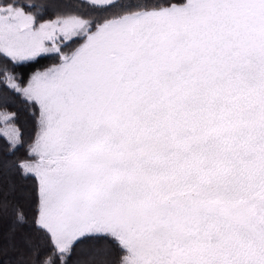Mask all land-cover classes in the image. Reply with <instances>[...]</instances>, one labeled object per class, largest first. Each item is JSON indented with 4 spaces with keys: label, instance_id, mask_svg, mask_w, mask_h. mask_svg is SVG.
<instances>
[{
    "label": "snow or ice",
    "instance_id": "1",
    "mask_svg": "<svg viewBox=\"0 0 264 264\" xmlns=\"http://www.w3.org/2000/svg\"><path fill=\"white\" fill-rule=\"evenodd\" d=\"M0 138L16 264H264V0H0Z\"/></svg>",
    "mask_w": 264,
    "mask_h": 264
},
{
    "label": "trees",
    "instance_id": "2",
    "mask_svg": "<svg viewBox=\"0 0 264 264\" xmlns=\"http://www.w3.org/2000/svg\"><path fill=\"white\" fill-rule=\"evenodd\" d=\"M48 18H50V15ZM57 62L58 60L55 56H46L42 57L38 63L19 65L15 67L14 70L19 73L25 81H27L30 73L34 72L37 69L43 70L56 64ZM7 110L10 112H16L18 114L17 123L22 130L25 146L18 148L15 155L18 158H23L26 155L27 143L30 142L34 136L35 122L29 115L27 106L20 102L18 99H16L15 103L9 104ZM6 149V142L2 138H0V159L8 157ZM10 179L18 185L17 195H19V190L21 189L32 191L35 185V180L32 178L22 180L19 175H13L10 177ZM8 226V220L0 221V248L6 247L8 244V241L5 238L8 231ZM18 241L19 240H17V242ZM91 243L92 242L85 243L81 246L85 250V254H87V250L91 247ZM17 255L18 254L13 251H9L7 254H0V264H16Z\"/></svg>",
    "mask_w": 264,
    "mask_h": 264
},
{
    "label": "rangeland",
    "instance_id": "3",
    "mask_svg": "<svg viewBox=\"0 0 264 264\" xmlns=\"http://www.w3.org/2000/svg\"><path fill=\"white\" fill-rule=\"evenodd\" d=\"M17 243H19V241Z\"/></svg>",
    "mask_w": 264,
    "mask_h": 264
}]
</instances>
